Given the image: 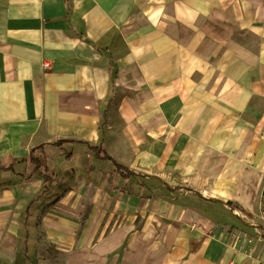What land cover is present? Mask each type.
Instances as JSON below:
<instances>
[{
    "label": "crops",
    "instance_id": "obj_1",
    "mask_svg": "<svg viewBox=\"0 0 264 264\" xmlns=\"http://www.w3.org/2000/svg\"><path fill=\"white\" fill-rule=\"evenodd\" d=\"M109 103L112 156L155 184L112 202L108 249L99 241L88 264H264V239L229 205L256 199L233 147L249 160L264 138V0H0V162L13 169L0 255L19 248L26 146L99 143Z\"/></svg>",
    "mask_w": 264,
    "mask_h": 264
},
{
    "label": "rangeland",
    "instance_id": "obj_2",
    "mask_svg": "<svg viewBox=\"0 0 264 264\" xmlns=\"http://www.w3.org/2000/svg\"><path fill=\"white\" fill-rule=\"evenodd\" d=\"M106 128L97 144L88 143L80 135H65L59 141L74 140L84 144H68L60 149L46 147L42 151H36L35 157L41 161L43 168L49 167L52 179L45 178L44 169L35 171L36 167L30 161L31 153L26 164L19 162L21 171L26 172L27 177H15L19 179L22 188L17 190H22V193L17 192L16 195V215L12 229L20 240L18 251H12L14 255H0L8 264H68L71 259L74 264H88L89 256H93L94 247L99 241H102L98 248L100 252L104 253L108 249L104 242L109 226L104 224V214L112 210L116 214L120 211L117 205L113 207L112 202L126 196L131 198L133 195L141 199L142 194L135 196L136 188L144 190L146 199L148 192L145 189L148 184L153 183L151 178L144 177L147 182L143 181L142 176H138L130 167H126V177H121L112 164L96 160L86 145L102 146L110 156L115 152L119 158V142L105 140ZM47 132L52 134L50 130ZM38 133L39 130L32 136H37ZM105 141L110 142L106 144ZM262 141L256 147L254 156L248 155L249 160H244V145L236 143L233 147L237 158L233 166L237 170L247 169L239 179L250 191L256 189V199L253 207L246 212L238 205L232 206L230 203V207L245 216L243 233L250 236L256 234L264 239V138ZM44 144L46 143L27 145L26 149L32 148V152L34 148ZM115 160L121 164L119 159ZM133 163L136 164L135 161ZM12 171L10 162H0V185L12 178ZM95 212L98 216L93 218ZM115 222L112 232L118 227L119 219ZM139 223L138 226L141 227L142 224ZM238 226H227V231L240 232ZM112 240L115 244L119 242Z\"/></svg>",
    "mask_w": 264,
    "mask_h": 264
},
{
    "label": "trees",
    "instance_id": "obj_3",
    "mask_svg": "<svg viewBox=\"0 0 264 264\" xmlns=\"http://www.w3.org/2000/svg\"><path fill=\"white\" fill-rule=\"evenodd\" d=\"M110 106V103L108 105V107ZM108 107L104 110L103 112V117L101 120V124L99 126V130L102 133H104L105 128L107 126V121H108ZM81 145L84 144L83 142H79V141H74V140H60L58 142L55 143H51V144H44L41 145L38 148H34L33 151L31 152V162L33 163V165L36 167L35 171H41V169H44L43 171L45 172V178L48 179H52V174L51 171L49 169L48 166H45L43 168V165L41 163V161L39 159H37L35 157V153L36 151L40 150H44V148L46 147H53V148H63L65 145ZM90 150V152L94 155V158L98 161H103V162H107L110 163L114 166L116 172L121 176V177H126L127 175V168L125 166H123L122 164L118 163L112 156H110L106 150L102 147V146H93L90 144H86ZM262 196L264 197V186H263V190H262ZM230 205V203H229Z\"/></svg>",
    "mask_w": 264,
    "mask_h": 264
},
{
    "label": "built area",
    "instance_id": "obj_4",
    "mask_svg": "<svg viewBox=\"0 0 264 264\" xmlns=\"http://www.w3.org/2000/svg\"><path fill=\"white\" fill-rule=\"evenodd\" d=\"M44 68H45V69L49 68V65H45ZM233 232H234V231H233ZM230 233H231L234 237L238 235V233H235V232H234V233L230 232Z\"/></svg>",
    "mask_w": 264,
    "mask_h": 264
},
{
    "label": "bare ground",
    "instance_id": "obj_5",
    "mask_svg": "<svg viewBox=\"0 0 264 264\" xmlns=\"http://www.w3.org/2000/svg\"><path fill=\"white\" fill-rule=\"evenodd\" d=\"M68 264H74L73 259H71V260L68 262Z\"/></svg>",
    "mask_w": 264,
    "mask_h": 264
}]
</instances>
